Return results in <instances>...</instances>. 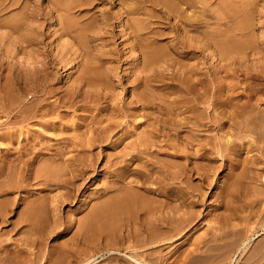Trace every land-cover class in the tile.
I'll use <instances>...</instances> for the list:
<instances>
[{
  "label": "bare ground",
  "instance_id": "obj_1",
  "mask_svg": "<svg viewBox=\"0 0 264 264\" xmlns=\"http://www.w3.org/2000/svg\"><path fill=\"white\" fill-rule=\"evenodd\" d=\"M176 1L178 6H186V10L195 9L196 21H198L197 24L195 23L196 26L194 23L190 24L195 18H189L188 13L187 16L184 15L185 10L181 11L183 8L174 7ZM18 2L19 0H0V27L6 28L10 34L13 31H19V29L23 31L22 34H18L19 37L16 41L12 40L11 35L9 36V40L5 42L7 44L5 51L0 55V114L4 111L6 113L5 121L0 122V131L3 129L2 133H5V127L11 128L14 125L18 126V124L33 121L32 125H41L39 126L41 128L43 126L41 129L43 132L52 130L50 132L52 136L56 134L57 137L69 136V138L61 137L52 142L46 140L45 143L41 139V142H37L33 138L36 137V132L30 133L31 130L29 131V139L19 140L16 137L18 134L12 136L13 133H17L15 131L0 135V146L7 145V147L12 148L10 150L8 148V151L3 152L4 154L0 156V177L3 176L4 168L7 172L10 171L7 173L10 178L0 185V197H2L0 201V225H5L9 221L6 215L8 211H13V207L19 200L24 202L25 206L23 209L21 208V219H17L27 226L26 231H30L31 227L38 230L36 226L45 223L46 218L42 216V221H39L38 215L34 214L42 213V208L45 207H42L40 203L42 198H36L35 201L33 199L32 202L26 196V198L22 196L21 199L12 196L16 189L20 190L24 187L23 183L25 185L27 179L32 178L30 174L26 173L29 171V166H33V164L35 166L38 161L52 165L51 168L53 169L55 163H58L56 166L63 163L61 167L64 166V171H61L64 175L66 172L64 180L55 178L58 174H53L54 171L50 172L51 169L50 171L49 169L48 171L45 170L47 166L43 168V164H40L42 168L39 166L38 169L40 172L41 169L44 170L45 175L41 176L36 170L33 179H44L51 183L44 185V188L65 189L66 192L63 197H65L64 201H68L74 194L72 191L78 190L83 182L87 183L85 182L86 179L88 180L89 176L91 177L95 172L93 168L97 159L92 158L94 156L91 155V148L96 144H107L114 149L124 145L123 148H119L120 150L112 151L110 155L107 154L108 156L103 161V171L99 173L105 172L111 180L100 186L98 189L101 191L98 194L99 198L95 202L96 204L88 209L86 217L76 221V215H72L70 218L72 224L78 222L75 235L69 243L66 242L61 247L52 249L51 254L53 256L49 255L51 256L49 258L53 257L54 259L48 258L51 264H94L95 259L89 254L94 252L93 245L97 241H102V243H97L102 244L109 253H112L111 250L118 251V248L127 244V249L133 253H124L127 256V259L122 258L121 262L124 264H264V241L260 242L262 244L259 241L256 244L253 243L255 237L264 234V110L261 109L264 100L260 98L264 94V84L254 83L255 80H251L249 77L246 79V76H243L244 79L241 84L244 87L241 89L238 87V90L233 83H221L223 79L221 75L219 76L222 79L217 78L221 71L231 79L235 78V75L238 78L237 74H242L241 69L249 68L244 67L249 61H245L243 57L246 52L244 42L237 40L233 42V38L230 41V34L228 33H223V37L220 34L221 40L227 39L225 35L229 37L228 42L225 39V42H221L217 37V30L214 32L213 29V32L210 30L211 33L208 31L209 35L197 31L199 28L200 30L207 28L206 26L209 24V22L206 23L208 19H204V21L207 20L205 22L207 25L205 24L206 26L203 27L204 23H200L198 20L201 17L202 9L200 8V12H197V7H199L197 4L206 10L207 2L203 0V4L201 0H196L194 5L192 0H47V7L51 13L63 12L62 16L59 15L60 13L55 15L56 24L59 26L55 32H59L61 37L65 35L72 37L73 45L77 49L68 43L65 45L56 41L52 51L47 52L45 47L46 49L42 54H36L30 50L35 44H40L37 39L40 31L38 21L33 20L38 26L22 25L19 27L5 22L1 17L12 7H15ZM94 2L120 3L121 8L118 13L123 18L120 24L125 28L128 39L131 40L129 53H138L134 56L130 68L127 69L132 78L127 79L131 87L128 89L129 85L126 83L128 86L125 90L130 93V96L124 106L118 104L122 101L117 99V95L114 93L116 91L115 85L121 79L113 78H117L114 75L115 67L109 64L110 59L113 58L111 55L113 53L105 51L104 54H94L90 51V47H87L88 50L86 51L81 50V54L77 53V50L82 47L86 49L85 44L89 37H87L85 30L77 28L78 23L71 18V15L74 12L81 13L83 7H88ZM227 2L226 0L215 1L216 4L224 7L220 9L226 13L230 7ZM146 4L151 5L152 8L160 7V10L156 11L161 14L162 24L167 27L166 34L172 32L176 34L174 38L177 39V44L181 47L179 48L181 53H176V55L186 59L184 65L177 66L178 69H175V64L172 63L165 49L158 45V36L161 37L162 34L160 32L156 35L157 30L154 31V27H152L155 22L151 20L154 16L146 13V10H149L148 8L144 9ZM209 10L207 11L209 12ZM215 10L217 9L215 8ZM211 11L212 8L210 13ZM173 13L178 15L174 16L175 18L183 19L185 24L188 22L187 25L192 28L190 32L194 30L193 32L202 36H189V31L186 29H176L177 25L171 24V14ZM216 13L220 12L216 11ZM134 15L139 18L142 15V18H145L133 20L134 17L131 20L130 16ZM127 16L130 17V20L126 19ZM145 20L147 22H144ZM217 21H221V19L219 18ZM103 22L108 23L106 19ZM214 23L212 24L216 27L218 24ZM232 24L231 26H233ZM157 25L159 24L157 23ZM187 25H184L185 28ZM106 27L107 25L99 29L104 31ZM222 28L224 27L222 26ZM76 29L78 32L75 35L74 30ZM233 30L239 31L240 29H237L236 26ZM233 30L231 32L235 33ZM177 31L180 32V35L177 34ZM217 32L219 34V30ZM109 34L107 33V35ZM247 34L250 37L249 33ZM12 41L13 44H11ZM103 45L106 46L107 44L103 42ZM16 49L24 56L22 61H15L12 58L14 54L11 53V50ZM205 52L213 53L216 59L215 62L214 60L212 63L210 62L208 71L203 69L204 59H206ZM15 56L19 57L18 54ZM192 60H195L196 63H192ZM13 62L18 63L19 66ZM253 62L251 63L253 64ZM50 68L56 72L52 74L49 71ZM59 69L74 70L75 74L70 73L65 79L62 77L63 73L62 75L58 73L57 70ZM159 82L162 84L164 93L161 95L156 88V84ZM53 83H57V85L53 87ZM152 90L161 97L157 98ZM26 95H32L35 100H31L30 104H24L23 98ZM46 96L55 98V100L52 99L53 101L49 102V98ZM115 99L118 102L111 105ZM161 101H163L162 105L160 104ZM100 103L106 104L96 110L97 116L100 115L101 118L97 121H87L88 118L84 117V119L80 118L79 123L73 122L71 118V125L73 124L75 128L80 129L79 131L66 130L69 129L70 125L65 121V115L63 117L59 115L60 109H73L75 111L80 108L81 111L88 113L92 111L90 104L95 106ZM124 108L129 109V113L123 112ZM138 110L141 111L139 116L143 120L139 123L135 120ZM48 117H51L49 121L45 120ZM123 118L134 119L131 121L133 128L126 130L124 135L114 140L113 136L118 134L125 122ZM58 121L62 123L61 126L64 130L54 132L51 127H55L54 123ZM141 126L145 128L144 132L138 131ZM44 127L47 128L46 131H44ZM225 128L227 131L224 130ZM223 133H230L232 137L229 135L222 136V140H224L222 142L217 141V136L221 138ZM15 137L16 141L13 140ZM131 138L132 141H128ZM232 138L238 139L239 143L235 144L236 140H232ZM189 146L195 147L193 153H188ZM68 149L73 151V154L69 158L62 159L63 154L61 152L66 150L68 154ZM254 151L258 153L259 157ZM240 152H245L247 156H242ZM250 152H254V154H249ZM159 155L167 158L164 157V159ZM218 157L226 162L227 172L220 178V185L217 186L219 193L211 194L215 197V203L212 201L214 205H210V201L207 204L203 200L207 195L206 189L212 186V179L216 176L218 168L223 167L217 165ZM160 158L168 162L160 161ZM57 160H61V163ZM61 167L60 169H62ZM58 169L54 168V170ZM58 172L60 173L59 170ZM129 174L138 180H127ZM49 177H54V179L48 180ZM193 179H197L199 185L195 183L193 185ZM244 185H246V192L243 190ZM52 202L58 203L57 191ZM199 204L202 206L207 204L209 206L205 207L212 208L211 211H207L208 216L204 217L201 216V212H195ZM52 208L54 210L55 205H52ZM18 217L20 216L18 215ZM208 218L211 223L215 221L218 227L214 225L216 228L213 231H207L206 228L205 234L201 235L200 232V235L196 236L194 227L197 228L205 220L208 221ZM233 220H236L238 224L237 222L232 224L231 221ZM70 227L72 229V226ZM36 230L30 234L37 235ZM26 231L25 233H27ZM40 231L38 230V232ZM193 231L195 237L191 236ZM189 233L191 235L188 236L186 244L181 243L183 245H181L180 251L169 252L168 248H171L170 245L176 239L184 238ZM206 233H209L208 238ZM156 245L158 247L154 248ZM187 245L191 248L187 249ZM151 247L153 248L151 252L153 250L155 253L149 254L150 250L145 253L151 257L157 252L160 254L164 248L165 250L167 248L168 254H171L168 256L166 253L168 257L165 259L163 256L156 258V255L155 258L148 255L145 257L142 252L139 253V250L150 249ZM9 250L5 246L0 248V257L2 254L4 255L0 264H9V257L12 253ZM54 254L57 256L56 258ZM236 254L237 256H235ZM234 256L235 259L233 260ZM108 260L103 261V264ZM112 262L114 263V261Z\"/></svg>",
  "mask_w": 264,
  "mask_h": 264
},
{
  "label": "rangeland",
  "instance_id": "obj_2",
  "mask_svg": "<svg viewBox=\"0 0 264 264\" xmlns=\"http://www.w3.org/2000/svg\"><path fill=\"white\" fill-rule=\"evenodd\" d=\"M194 1L196 2V0H192L193 4L195 3ZM201 1H202L201 3L204 4L203 0H201ZM215 1L217 2V0H205V2H207L206 5L209 7L208 8L205 5L206 6L205 7L206 10H204V7L202 8V6L200 4H197V6H199V7H197V12H200V8H201L203 10V13L205 14L204 15L202 13V10H201V17L198 19L199 22L200 23H204L203 27H205L208 24V22H209V24L206 26L207 28L202 29L203 31L200 30V28H199V29H197V31L203 32L202 34H208L210 32V30L212 31V29H213V31L214 30L215 31L216 30L217 31L219 30V34H218L217 31H216V34H217V37H219V39H220L219 41H221V42L222 41L223 42H225V41L228 42L229 37H230V41L233 38V42L236 41V40L237 41L244 42V44L246 45V52L243 55V57L245 58V61H249V62H246L247 64H245V66H244V67H249V68L248 69H246V68L241 69L242 70V74L244 72V75H242V74L239 75V73H238L237 74L238 75V78H236V75H235V78L231 79V77H227L225 75V73L221 71L220 73H218L217 78L219 79L222 76L223 79L222 78H221L222 80L220 79L221 80V83H233V84H235V87L237 89H238V87H239V89H241V88L244 87V85L241 84V83H242V81H243V79H244L245 76H246L245 77L246 79L249 77V78H251V80H255L254 83H257V82L259 83L260 82V83L264 84L263 83L264 82V78H263V76H264V0H240V2H239V0H233V1L226 0V1H228L227 3L230 6L228 8V12L227 13L226 12H223L220 8H224V7L219 6L218 3L216 4ZM218 1H220V0H218ZM115 3L110 4V3H107V2H103V3L94 2L93 4H90L88 7H86V6L83 7L82 8L83 11L81 13H78V12L72 13L71 18L78 23L77 28H82L83 30H85L87 32V37H89V39H87L86 44H85L86 45V49H84V47H82L81 49H78L77 50V53L78 54H81V50L82 51L88 50L89 47H90L89 48L90 51L93 52L94 54H96V53L97 54H101V53L104 54L105 51L106 52L109 51L110 53H113V54H111L113 56V58L110 59L111 61L109 63V64H111L110 66L115 67V70H116V71L114 70V75H116L117 78H115V77H113V78L116 79V80L121 79V81L118 80V83L115 85L116 91L114 93L117 95V99H119V100L122 101L121 103H118V104L120 106H124L125 105V102H127L129 100V96H130V93L127 92L125 90V88L128 85H129L127 87L128 89L131 87V84L128 83L127 81L129 80V78L130 79L132 78L130 72L127 71V69L130 68V65H131V62L133 61L134 56H136L138 53H129V46H130L129 42H131V40L128 39V36L126 35L127 32H126L125 28H123L121 26V24H120L121 23V20L123 19L122 16H120L119 13H118L119 12V9L121 8L120 3H118V2L116 4ZM47 4H48L47 0H44V1L43 0H19V2L17 3V5L15 7H12L9 11H7V13H5L4 15L1 16L5 22L18 25L19 27H22V25H24V26L25 25L26 26H28V25L38 26V24L36 25L33 20H36V22L38 21L37 23H39V30L40 31H39V36H38L37 39H38V41H39L40 44H35L34 47H31L30 48V50H32L36 54H42V52H44L46 48H47L46 49L47 52L48 51L49 52L52 51L54 49V44H55L56 41L59 42V43L65 44V45L68 43V45L74 46L73 45L74 43H73L72 37H68L66 35L64 37H61L59 35V32H55L56 29H59V26L56 24V16L55 15L57 13L58 14L60 13L59 15L62 16L63 15V12H61V11L60 12H56V14L55 13H51L49 11L48 7H47ZM214 5H215V7H213ZM175 6H177L178 9L179 8H183L181 11L185 10L186 13L184 12V15H186L188 13V17L189 18H192V19L195 18L194 21L192 23H190V24H193V23L194 24L195 23L197 24L198 21H196L197 15H195L196 14L195 13L196 12L195 9L191 8V11H189L190 9L189 10L188 9L186 10V6H184V5H182L181 7H180V5L178 6L177 1L175 3L174 7ZM146 8L149 9L148 11L146 10V13L148 15L150 14V16H154L151 20L153 22H155V24L152 27H154V31L157 30L156 35H158L160 32H161L160 34H162L161 37L158 36V45L159 46H162L165 49L166 54H168V56L171 58L172 63L175 64V67H176L175 69H178L177 66L184 65V63H186V59L183 58V57H181V56H177L176 55V53H181V50L179 49L181 47L179 46V44H177V39L174 38L175 35H176V34H174L175 32H172L171 34H166L167 33L166 28L167 27L162 24V22H163L162 21V16H161V14L159 12L156 11V10H160V7L159 8L158 7L152 8L151 5L146 4V6L144 7V9H146ZM211 8H212V11L215 10V8L217 10H215L213 12L211 11V13H210ZM233 8L237 9L238 11L235 10V9H233ZM152 9H155V10H152ZM207 10H209V12ZM216 11H219L220 13H216ZM237 12H238V14H237ZM214 13H215V15H214ZM216 14H217L218 18L216 16ZM174 16H178V15L176 13L171 14V17H172L171 24H174L175 26L177 25L175 27L176 29H179V28L186 29V31H189L188 32V35L189 36H194V37L195 36H199V37L202 36L201 34H198L197 32H193L194 30L192 32H190L192 30V28H190L187 25L188 22H186L187 24H185V21L183 19H181V18L178 19V18H175ZM229 16H233V17H229ZM130 17H131V20L134 17H135V19H133V20H136V19H144L145 18V17L142 18V15H140V18L138 16H136V15L130 16ZM130 17L127 16L126 19H129ZM215 18H217V19L220 18L221 21H217V19H215ZM105 19H106V21L108 23L103 22ZM176 19H178V20H176ZM204 19H208V21L206 20L207 21L206 22V21H204ZM247 20H248V22H247ZM176 21H177L178 24L176 23ZM213 21L218 24V25L217 24L216 25L219 26L218 27L219 29L217 28V26L216 27L214 26L215 23ZM231 21L233 22V24H232ZM144 22H147V21L145 20ZM181 22L184 23V24L182 25ZM157 23L159 25H157ZM212 23H214V24H212ZM196 24H195V26H196ZM231 24L233 26H231ZM105 25H107L106 30L101 31L99 28L100 27H104ZM155 25H157V26H155ZM184 25H187V27L185 28ZM211 25H212V27H211ZM221 25L224 28H222ZM234 25H236L237 26V29H240V30L239 31L236 30L237 32L235 30H233V28H236V26L234 27ZM243 25H244V28H243ZM229 26H231V27H229ZM220 27H221V29H220ZM227 27H229L230 29L228 28V30H227ZM205 30H206V32H205ZM232 30L235 31V33L234 32H231ZM22 32L23 31L19 29V31H16V32L13 31L10 34V32H8V30L6 28L0 27V42H1L0 43V55L5 51V47L7 45L5 42H7V40H9V36L11 35L12 40L13 41H16L17 38L19 37L18 34H22ZM77 32H78L77 29L74 30V34L75 35L77 34ZM107 33L108 34L110 33V34L107 35ZM223 33L224 34H227L228 33V34H230V36L228 37V35H225V36H227V39L223 38L221 40V38L224 35ZM247 33H249V36L250 37H248V34ZM47 34H49V35H47ZM177 34L180 35V32L177 31ZM220 34H222V37L220 36ZM244 34H246L247 37H245L246 35L243 36ZM156 35H155V38H157ZM236 35H238V36L236 37ZM93 36H95V37H93ZM159 38H160L161 41L159 40ZM224 39H225V41H224ZM13 41H12L11 44H13ZM103 42L106 43L107 45L106 46L103 45ZM49 45H52L53 47L52 46L50 47ZM73 48L74 49H77L75 46ZM11 53L14 54V55H12V58L15 59V61H22L24 59V56L19 52V50L17 51V49L16 50H13V51L11 50ZM15 54H18L19 57L17 58L16 57L17 55L15 56ZM122 54H123L124 57L122 56ZM115 55H117L119 58L117 56H115ZM125 55L128 56L129 58L126 57ZM204 55H205V58L206 59L203 58L204 59V63H205V64L203 63L204 64L203 65V69H204V71H208L209 70L210 62L212 63L213 60L215 62L216 59L214 58V54L213 53H209V52L206 53L205 52ZM196 56H198V54H196ZM119 59H121V60H119ZM253 61H255V62H253ZM30 62H32V61H30ZM194 62H195V60H192V63H194ZM251 62H253V64ZM13 63L15 65H18V63H15V62H13ZM250 65H253V66L255 65V67L250 66ZM49 71L52 74H54V72H56V70L51 69V68L49 69ZM57 71L61 75L63 73L62 77L63 78L65 77V79H66V77H67L68 74H70V73H72V75L75 74L74 70L67 71V70H64V69H59ZM219 75H221V76H219ZM241 78H242V80H241ZM259 78L260 79L263 78V79L260 80ZM240 80H241V82H240ZM222 81H224V82H222ZM64 84L67 85V83H64ZM157 84H156V86H157L156 88L158 89L157 92L160 93V95L161 94H164L163 93V89L161 87L162 84L160 82H159L160 85L159 84L157 85ZM240 84H241V86H240ZM52 85L54 87V86L57 85V83H53ZM235 87H233V88H235ZM121 90H122V92H121ZM153 92H154V95L157 98L161 97L160 95L157 94L156 91H153ZM46 97L49 98V102L55 100V98H52V97H49V96H46ZM260 98L261 99L263 98L262 100H264V94H263V96L261 95ZM117 99H115V101L113 103H111V105L117 103L118 102ZM31 100H35V97H33L32 95H26L23 98L24 104H26V105L27 104H30L32 102ZM161 102L162 103H160V104L162 105L163 104V101H161ZM105 105H103V103H100L98 105L96 104L95 106L92 105V104H90V110H92L93 112L92 111H89L88 113H85L84 111H81L80 108H77V110H75V111H73V109H71V110L70 109H66L67 111L65 109H60L59 110V115L62 116V117L65 115V118L67 119V120L65 119V121H67L69 123V125H70V126L67 125V126H69L68 127L69 129H66V130L69 131V130L73 129L75 131H79L80 128L77 129V128H75V126H73V124L71 125V123H72L71 120L73 119V122H75V121L78 122L80 120V118L81 119H84V117H86V118H88L87 121H89V120L97 121L101 117H100V115L97 116L96 110H98L99 107H103ZM263 107H264V105L261 106V109L262 110H264ZM124 109L125 110L123 112H126L127 111L129 113V111H128L129 109L128 110H126L127 108H124ZM132 111H134V110H132ZM60 112H62V113H60ZM136 113H137V119H135V120L138 123L139 122H142L143 120H142L141 116H139V114H141V111L138 110ZM0 115H1L0 122L5 121V119H6V113H5V111L2 114H0ZM66 115H67V117H66ZM156 115H157V113H156ZM120 117L122 118L123 116H120ZM120 117H118V119H120ZM49 118H51V117H48L45 120H48L49 121ZM133 120L134 119H131V118H125L124 121L125 122L128 121V122L126 124L124 122V124L121 127L120 131H118V134H116L115 136H113V139L115 140L116 138L124 135L126 133V130H131L133 128L131 121H133ZM32 122L33 121L25 122L24 124H18V126L17 125L11 126L12 129L10 127L9 128L5 127L4 128L5 133L4 132L2 133L3 129H1L2 131H0V135L2 136V134H6V133H9V132L12 133V132L15 131L17 133L16 134L13 133L12 136L13 135L16 136L18 134L16 137L19 138V140L25 139V138L26 139H29V137H30L29 131L31 130L30 133H32V131H33V133H35V132L37 133V134L35 133V136L36 137H33V138H35V141H37V142H41V139H42L43 143H45V142H47L46 140H51V142H52L54 140H58L61 137H64V138H67V139L69 138V136H58L57 137L56 134L55 135L53 134L54 136H52V134L50 133L52 130H49V132H48V131H46L47 128L44 127L45 128L44 131H46L48 133L43 132V130H41L43 128V126L41 128V127H39L41 125H36V126L35 125H32ZM54 125H55V127H51L54 130V132H57V130H61V131L64 130L62 128V126H61L62 123L60 121L55 122ZM142 129H144V130H142ZM140 130H142V131H140ZM224 130L227 131V128H225ZM138 131L139 132H144L145 131V128L143 126H141L140 128H138ZM223 134H221V138H220V136H217V141L219 140L220 142H222L224 140V139L222 140V136L224 137V136H228L229 135L230 137H232V134H230V133H226V134L223 133ZM22 135H24V136H22ZM16 137L13 139L14 141H16L15 140ZM52 138H53V140H52ZM233 139L234 138H232V140ZM133 140H134V138H133ZM160 140H162V139H160ZM234 140H236V143H235V141H233V143H235V144L239 143L238 142L239 141L238 139H234ZM128 141H132V138H131V140L129 139ZM156 142H157V140H156ZM157 144L160 146V143L159 142H157ZM5 146H6V148H5ZM5 146L4 145L2 147L0 146V156L4 154L3 152L6 153L8 151V148H9V150L12 149L11 147H7V145H5ZM123 146L124 145H121L119 148L121 149V148H123ZM119 148L114 149V148H112L109 145L107 146V144H101V145L96 144L94 147L91 148V150H90L91 151V155L94 156L92 158L93 159H97L94 162V165H95L96 168L95 167L93 168L95 170V172H94V174H92L91 177L89 176L88 180L86 179L85 182H87L88 184L83 182V184H84V185L82 184L83 186L81 185L80 187H78V190H73L72 191V192H74V194H73V196H71V198H69L68 201L67 200L64 201L65 197H63V194L66 192L65 189L64 190L63 189L62 190H60V189L58 190L56 188L55 189H52V188H44V185L51 184V183L46 182L44 179H33V175L36 174L37 171L41 174V176H44L45 175V173H44L45 171L44 170L41 169V172H40L39 171L40 169H38V167L40 166V164H43V163H41V162L39 163L37 161L35 163L37 166L36 165L34 166V164H33V166H29L28 167L29 168V171H27L26 173L27 174H30L32 176V178L31 179H27V181H28V182L26 181L27 184L25 183V185H24V183H23V186L24 187L22 189H20V190L19 189H16L15 190V193L12 196H16L18 199H21L22 196L23 197L26 196L27 199H30L32 202H33V199L35 201L36 198L37 199H39V197L42 198V201L40 199V203H41L42 207H44V206L45 207L42 208V213L41 214L39 212H38L39 214L38 213H34V214L36 216L38 215L37 217H38L39 221H42L41 219L43 217L46 218V219H45V223L44 224L41 223L40 224L41 226H39V225L36 226L39 231L41 229L40 232H38V230L34 229V227H31L32 228L31 230L28 228V230H30V231H26L27 226H25L24 223H20L19 219H17V218H20L21 219L20 212H21V210L25 206L24 205V202H21V200H19L18 203L13 207V211H8V214L6 215V218H8L7 220H9V221H7V223H5V225L3 224L4 226L3 225H0V243H1L0 244V248H2L3 246H5V247H7L8 250L10 249L9 251L12 252V253L10 252L11 255L9 257L10 258L9 259V264H12V263L13 264H17V263L18 264H22V263L23 264H51L50 261H49V259H52L53 257L52 258H49V257H51L49 255H52L53 256V254H51L52 253L51 252L52 249L54 250V248L61 247L66 242L69 243L73 239V236L75 235V232H76L77 226H78V222L76 224L75 223L72 224V222H71L72 220H70V218H72V215H76V221H78L79 219H82V218L86 217L87 214H88L87 212L89 211L88 209H90L92 205H95L96 204L95 202H97V199L99 198V195L98 194H100L101 191H98V189L100 188V186L104 182H108V181L111 180V179H109L108 174H106L105 172H103V174L102 173H99V172H102L103 171V169H102L103 168V164H104L103 161L105 160L106 156L112 154V151L115 152V151L120 150ZM193 148L195 149V147L189 146V148L187 150L189 154L190 153H193L195 151ZM65 151L66 150H63L61 152L63 154V155L61 154L63 156L62 159L69 158L73 154L72 153L73 151H69V149H68V154H67V151H66V153H65ZM254 152H250L249 154H252V153L254 154ZM240 153L242 154V156H247L245 152H240ZM255 154L257 155V157H259L258 156V153L255 152ZM159 156H158V158H159ZM160 157L167 158L166 156H163V155H161ZM163 158H160V161L162 160V161L168 162L167 160H164L165 158L164 159ZM60 161L61 160H57V162H60ZM225 163L226 162L221 157H218L217 158V165L218 166L222 165L223 167H219L218 168V172L216 173V176L213 177V179H212V186H211V188L206 189V191H207L206 194L207 195H206L205 199L203 200L204 203H207L208 201H210L211 202V203L209 202L210 205L211 204L214 205V203H215L214 198L215 197H214V195H211V194L212 193H219L218 192L219 189H217L218 188L217 186L220 185V181H221L220 178H222V176H224L226 174V172H227V170L225 168L226 167L225 166L226 165ZM56 164H58V163H55L54 164L53 169L51 168L52 165H49L48 163L47 164L44 163L42 165V167L45 168L47 166V169H45V170L48 171V169H49V171H50V169H51L52 171H50V172H53L54 171L53 174H58V176H56L55 178L58 177L59 179L64 180V178H66V172H65V175L62 172V171H64V169H63L64 166L61 167L63 165V163H62V165L59 164L57 166H56ZM59 166L62 169H60ZM54 168L55 169L59 168L58 170L60 171L61 174L58 172V170H54ZM4 169L6 170V168H4ZM4 169H3V172H4L3 173V176L0 177V182H1L0 185L3 184V183H5L10 178V176L8 177V174H7L10 171L8 170V172H7V170H6V173H5V170ZM42 171H43V173H42ZM4 176H6V177L4 178ZM50 179L53 180L54 177H49L48 180H50ZM1 180H3V181H1ZM18 180H19V178H18ZM127 180H129V181H131V180L133 181L134 180L135 181V180H138V179H135L134 176H132V175L129 174ZM195 180L193 179L192 184L194 185V183H195V184L199 185L197 179H195ZM100 182H102V183H100ZM218 182H219V184H217ZM263 185H264V182H263ZM85 186H87L88 188L85 187ZM245 187H246V185H244V187H243V190L244 191H245ZM56 191H57V201H58V203L57 202H54L53 203L52 200L55 199V197H56ZM76 191H78V192H76ZM215 191H217V192H215ZM244 191H243V193H244ZM11 192H13V191L11 190ZM27 194H28L29 198H28ZM32 196H33V198H32ZM44 196H46V197H44ZM0 198H1L0 199V201H1L2 200V197H0ZM210 199H212V200H210ZM212 201L214 203H212ZM51 202H52V204L50 205ZM209 203H207V204H209ZM238 203H240V202H238ZM207 204H205L204 206H202V205L199 204V206L196 208L195 212H201V214H202L201 216H204V217L208 216L209 213H207V211L208 212L211 211L212 208L211 209L210 208H207L209 206ZM52 205H55V209L54 210L52 208ZM205 206H207V207H205ZM197 209H198V211H197ZM208 209H210V210H208ZM49 213H50V215H49ZM53 213H54V215H53ZM18 215L20 217H18ZM242 216H244V215L242 214ZM49 217H50V219H49ZM16 219L19 221V223H18V221ZM204 222H206V224H204ZM204 222H202L201 224L199 223L200 224L198 226L199 228L198 227L197 228L194 227V231H196L197 234L193 231L192 232V235H191V233H189L184 238L176 239V241H174V243L170 245L171 248L170 247L168 248L170 251L167 248H166V250L164 248V249H162V251H161L160 254H162L163 252L165 254L163 253L162 255H160L157 252L155 254L156 255V258H157V256H159L160 258H162V256H163L166 259L175 250L177 252L178 250L180 251L182 249L181 248V245H183L184 243L186 244L187 238H189L188 236L191 235V236L195 237V235L197 236L200 232H201V235H202V234H205L204 231H206V230L207 231H213L214 228L218 227V225L216 224V222L215 221H212V223H211V220L209 218H208V221L205 220ZM231 222H233L232 224H234L237 221L236 220L235 221L233 220ZM12 223H13L14 226L12 225ZM16 223H18V224H16ZM211 224H212V226H211ZM237 224H238V222H237ZM15 225H17V226H15ZM70 226H72V229H71ZM253 226H255V225L253 224ZM23 229L27 233H25V231L23 232ZM33 230H36L38 234L36 233V231H34L37 235H35V234L31 235L33 233ZM30 232H31V234H30ZM194 233H195V235H194ZM209 233H211V232H209ZM209 233H206L207 234V236H206L207 238L209 236ZM263 239H264V234L255 237L254 240H253V243L256 244V243H258V241H259V243L260 242H263L264 241ZM260 240H262V241H260ZM97 242H100V241H97ZM97 242L95 243V245H93V249H95L94 252H91L89 254V255L93 256V258L95 259L94 264H99V263L101 264V262L103 264V261H105L106 259H109V260L106 263L104 262V264H107V263L108 264L109 263L110 264L111 263L112 264H116L119 261L120 262L117 263V264H124V262H121L122 261V258L123 259H127V256H125L124 253L125 254L126 253L127 254H132L133 253V252H131V251H129L127 249L128 248L127 247V244H124L122 247H120L121 249L118 248L119 249L118 251H120L121 253H115V252H118V251H114V250L112 251L110 249L111 252L113 253L112 254V253L107 252L104 249L103 245L102 244L99 245ZM182 242H183V244H181ZM29 243H30V245H28ZM100 243H102V241ZM260 244H262V243H260ZM1 245H2V247H1ZM55 245H56V247H55ZM257 245H259V244H257ZM187 246H188L187 249L188 248H191V247H189V245H187ZM253 246H256V245H253ZM156 247H158V245H156L154 248H156ZM176 247H177V249H175ZM74 249H75V247H74ZM151 249H153V248L151 247L150 249L149 248L141 249V250H139V253L142 252L145 257H148V256L151 257L150 255H148V253L145 254L146 251L149 252V250H150L149 254H152L153 250L151 252ZM185 249H186V247H185ZM167 250L169 252H171V253L168 254L169 252ZM47 253H48V255H47ZM154 253H155V251L153 252V254ZM166 253L168 254V256H167ZM35 254H36V256H35ZM237 254L235 256H237ZM37 255H38V257H37ZM155 255H152L151 258H155ZM3 256L4 255L2 254V256L0 257V259H1L0 262H2V257ZM102 256H103V258H102ZM235 256H234L233 260L235 259ZM13 257H15V258H13ZM19 257H21V258H19ZM35 257L37 259H39V260L36 259L37 260L36 261L34 259ZM54 257L56 258L57 256L55 255ZM11 259H12V261H11ZM17 260H19V261H17ZM112 261H114V263ZM215 264H217V263H215Z\"/></svg>",
  "mask_w": 264,
  "mask_h": 264
}]
</instances>
